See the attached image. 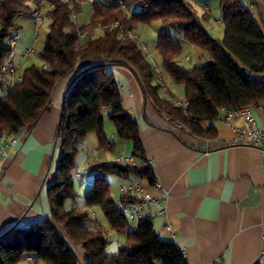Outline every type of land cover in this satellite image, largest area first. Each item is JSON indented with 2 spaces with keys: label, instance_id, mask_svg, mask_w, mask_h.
<instances>
[{
  "label": "trees",
  "instance_id": "obj_1",
  "mask_svg": "<svg viewBox=\"0 0 264 264\" xmlns=\"http://www.w3.org/2000/svg\"><path fill=\"white\" fill-rule=\"evenodd\" d=\"M49 31L40 51L42 65L22 70V80L0 93V134L34 127L50 108L60 79L70 75L62 98L56 138L60 147L56 179L48 186L50 215L28 226L0 235V264H189L174 240L156 233L151 215L132 227L111 195L109 176L140 177L150 184L156 174L147 164L137 119L126 110L113 65L129 67L138 77L145 98L158 112L201 137L215 138L214 125L224 109L264 102V30L246 0H218L223 11V38L201 24L208 13H199L189 0H94L87 23L74 19L82 7L76 0H47ZM264 1V0H261ZM38 0H0V72L11 51L9 35L21 28L19 16L30 13ZM161 21L155 64L135 36L138 25ZM117 23V25H113ZM103 28L100 36L93 32ZM83 33L84 36H80ZM184 43L197 46L209 58L186 69L178 62ZM243 67L250 71L247 75ZM172 79L183 86L187 104L178 105L160 93L162 82ZM106 119L120 140L132 142L136 165L101 161L89 166L94 180L84 194V206H99L112 229L125 232L117 254H107L109 237L85 208H75L78 191L75 174L82 142L91 133L97 148L113 150L104 131ZM76 247L82 249L80 257Z\"/></svg>",
  "mask_w": 264,
  "mask_h": 264
},
{
  "label": "crops",
  "instance_id": "obj_2",
  "mask_svg": "<svg viewBox=\"0 0 264 264\" xmlns=\"http://www.w3.org/2000/svg\"><path fill=\"white\" fill-rule=\"evenodd\" d=\"M189 1L201 5L204 13L209 15L213 6L219 5L218 0ZM246 1L264 30V1ZM222 15L223 11L217 22H222ZM183 52L178 62L184 68L192 69L204 63L206 56L199 47L184 43ZM15 63L21 69L24 66L17 57ZM110 70L121 82L124 107L138 121L147 164L169 192L164 201V214L156 213V206L148 210L158 236L174 240L189 264H264L261 257L264 252V153L238 141L234 122L225 119V110L212 124L202 121L205 128L210 125L217 128V137L197 136L153 107L129 67L113 65ZM70 78L68 75L58 81L50 108L29 133L20 138L2 163L0 235L50 215L48 186L56 179L60 157L56 132L63 94ZM172 94L177 95L171 91ZM249 106L258 126L264 127V102L262 106ZM111 131L113 138L107 137L115 142L113 150L97 148L96 133H91L82 142L77 167L83 173L82 180L79 181L75 174L78 197L81 188L85 194L91 186L92 180L88 181V178L94 180L89 172L92 160L86 157L88 150L99 152L96 156L100 162L115 161L120 153H124L123 149L116 150L119 138L114 126ZM143 185L150 195L159 197L160 191L154 184L144 180ZM75 204L89 210L96 225L106 230L97 217V206H84V197L82 204L75 202L73 207ZM118 232L125 239V232Z\"/></svg>",
  "mask_w": 264,
  "mask_h": 264
},
{
  "label": "built area",
  "instance_id": "obj_3",
  "mask_svg": "<svg viewBox=\"0 0 264 264\" xmlns=\"http://www.w3.org/2000/svg\"><path fill=\"white\" fill-rule=\"evenodd\" d=\"M94 0H76V3L83 7L88 3H92ZM121 3L122 0L120 1ZM53 7L52 3H48L47 0H38L35 4L32 14L33 24L35 25V29L38 32L40 25L44 22L49 21V10ZM75 15V14H74ZM114 26L117 23L113 24ZM80 36H84L83 33H79ZM19 33L14 32L9 35V44L11 47V51L8 55L6 62L3 64L1 72H0V93L8 91L13 85L22 80V70L19 64L15 63V58L17 57L18 51V40ZM144 44V43H142ZM35 50L34 45H28L23 54L19 56V63L22 64L27 59V57L33 53ZM153 63L156 66V70L159 76L161 75L160 68L157 62L154 60ZM43 68H47L48 65L43 63ZM110 72V68L106 69ZM172 81V79H169ZM119 85L121 86V82L118 80ZM168 80H164L161 85V92L165 96L171 98L173 102L178 105L185 106L187 104L186 99L175 98L171 95V89L168 85ZM262 106V103H259ZM225 110V119L229 122H234V130L238 134V141L252 145L254 147L259 148L264 153V127L258 126L255 121L254 115L250 109L249 105L242 107H235L231 109ZM180 126H183L180 124ZM30 131L28 126L22 127L17 133H11L9 130H5L0 134V169L3 168V161L6 160L12 150L17 146L21 137L27 135ZM86 157L92 160V164L99 163V158L94 156L92 151L86 152ZM116 161L123 163L125 165H136V160L133 155H127L125 153H120L116 159ZM90 170V168H89ZM92 173V171H89ZM77 179L82 180L83 173L79 170L76 171ZM144 179L140 177H131L127 179H123L121 182L120 190L121 196L116 201L119 211L127 218V220L131 223L132 227L135 226L138 220L144 218L145 216L151 215L148 212L149 209L156 206L158 214H164L166 211V206L164 201L167 199L169 192L166 191L157 180L154 185L159 189L160 195L159 197H153L150 195L144 185ZM75 208L78 206L75 204ZM93 216V215H92ZM261 257L264 260V252L261 253ZM156 264H159L158 262Z\"/></svg>",
  "mask_w": 264,
  "mask_h": 264
},
{
  "label": "rangeland",
  "instance_id": "obj_4",
  "mask_svg": "<svg viewBox=\"0 0 264 264\" xmlns=\"http://www.w3.org/2000/svg\"><path fill=\"white\" fill-rule=\"evenodd\" d=\"M194 7L198 10L199 13H204V9L201 5H195L194 3ZM92 12V8H91V4L88 3L86 5H84L81 9V11L78 13L79 15L75 16L74 15V19L78 24H83V23H87L89 21L90 18V14ZM222 14V9L220 8L219 5H215L213 6L212 10L210 11V15L207 19H202L201 24L206 28V30L212 34H214L215 36H217L218 38H223L224 36V26L222 22H217V18L221 17ZM19 23L21 24V28L19 29L18 33H19V40L17 43L18 46V51H17V58L19 61V56L23 54L25 48L28 45H34L35 46V50L33 53H31L27 59L24 61V66L22 69H25L28 66H31L33 64L36 65H42L43 64V60L40 56V51L44 45L45 39H46V35L47 32L49 31V21L44 22L40 25L39 31L37 32L35 29V25L33 24V19L30 15V13H26L23 14L21 16H19ZM164 29V24L157 20L154 21L152 23H148V24H140L138 25V27L136 28V33L135 36L137 37V39L140 41L141 45L144 47L145 51L148 53V56L150 58V60L153 62L154 60L156 62H158V64H160L161 61V57H160V53L156 48V38H157V34L159 31ZM104 33L103 29H96L93 32L92 36H100ZM144 43V44H142ZM184 51V50H183ZM184 53V52H183ZM182 53V54H183ZM209 60L208 57H205L204 59V63L207 62ZM20 62V61H19ZM168 80V85L172 91V93H175L177 95H170L169 96H173L175 98H182L185 99L184 93H183V86L182 85H176L174 84V82ZM215 120H210L207 121L208 124H212L214 123ZM113 127V123L108 120L105 123V127H104V131L106 133V135L110 138V140L113 138L112 134V129ZM116 150H120L123 149L125 150L124 153L127 155H132L130 153V150L132 148V142L130 140H118L116 142ZM115 150V152H116ZM127 150V151H126ZM115 152L112 154V158L115 155ZM80 152V156H81ZM99 154V152L94 153V156H96V154ZM60 156V154H59ZM59 158V157H58ZM90 184L93 183V179L91 177L88 178V181H90ZM109 180L111 183V188H110V192L112 197L114 198L115 201H117L120 196H121V190H120V186H121V182L122 179L116 175V174H112L109 176ZM83 197H84V193L83 190L81 188L80 191V197H77L76 202L82 204L83 203ZM97 211H98V219L102 221V225L106 228L105 232L109 237V241L106 245V253L107 254H117L119 252V249L121 246H123L125 244V239L119 235V232L117 230H113L111 229L108 225V221L104 215L103 210L101 209V207L97 206ZM101 227V226H100ZM76 250L79 254L80 257L83 256L82 253V249H80L79 247H76Z\"/></svg>",
  "mask_w": 264,
  "mask_h": 264
},
{
  "label": "water",
  "instance_id": "obj_5",
  "mask_svg": "<svg viewBox=\"0 0 264 264\" xmlns=\"http://www.w3.org/2000/svg\"><path fill=\"white\" fill-rule=\"evenodd\" d=\"M243 71H244L247 75L250 74V71H249L248 69H246L245 67H243Z\"/></svg>",
  "mask_w": 264,
  "mask_h": 264
}]
</instances>
